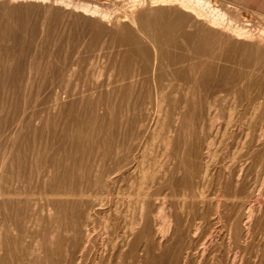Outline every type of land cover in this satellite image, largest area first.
Wrapping results in <instances>:
<instances>
[{
  "label": "bare ground",
  "instance_id": "obj_1",
  "mask_svg": "<svg viewBox=\"0 0 264 264\" xmlns=\"http://www.w3.org/2000/svg\"><path fill=\"white\" fill-rule=\"evenodd\" d=\"M128 2L130 3V8L127 10L129 12L127 13V11L123 10L125 14L122 15V21H128L129 24H121L119 26L118 21H121V18H115L116 21L114 23L117 27L112 32L114 34L111 35L113 42H111L112 44L110 45V53L108 57L106 51L103 53V55L110 60V66L112 68L104 79L99 80L100 76L102 77L104 74L102 73L103 69L101 72V69L98 68L100 66H98L95 70L92 68V72L90 71L91 74H89L91 78L89 79V83H87V81L86 83L85 81H83V83H77L76 81L75 87L70 88L69 81L78 71L77 66L80 65L79 54H81V52L79 49H83L84 46L81 47L79 45L81 48L77 47L76 51L71 54L70 52L66 54V51L64 52L62 48L61 51H63V53L59 52L58 56H54L57 55L55 53L58 52L56 51L58 49L53 51H56L55 53L49 51L53 53L50 55L47 53V50L45 53H47L48 56L51 57V55H53L56 57V60H54V58L53 60L51 59V61H53L52 63L49 61L50 57L47 56L49 58L47 62L49 61V63L52 64L50 65L52 67L51 72L49 74L45 72L47 75L45 74L43 76L47 77H42V80L39 81L34 96H31L32 98H30V93H28L30 99L27 97L28 99L25 100L21 108L20 105L16 103V99L14 101L16 104L14 106V111L20 109L19 122L21 127L31 128L34 131L31 118L35 117L37 120L36 117L40 116V114L35 113L34 109L38 104H40V106L43 104L39 103V100L41 99V95L47 93L45 98H43L45 100V107L42 111L47 113V118L49 119L52 117L50 113L53 110L63 109L65 125H62L63 127L61 126L62 131L61 134L59 133L60 139L58 138L60 142L54 143L52 149L46 150V145L44 148H30L33 149L32 151L35 150L36 152L34 166L37 168L38 179L31 177V169L27 170V153L21 151V153H14L13 157L17 164V172L24 175L26 174V176L29 172V177L28 180L26 177V182L28 186L27 191L30 190L31 192L29 191V194H25L24 201L18 198L21 191L18 192L17 189V191L13 192V190H10L9 185L5 187L0 185V205H2L4 209L10 211V215L8 216L15 221V226L18 225L17 228L20 232L19 235L15 234L6 237L4 235V239L0 237V249L6 247V254H8V256L0 255V264H13V260H9L10 255L11 257L13 255L17 257L19 260L17 262H20L19 264H28L31 261V257L36 254L38 258L40 257V264H188L189 261H191L190 256L192 254L189 256L190 260L188 259V263L184 257L188 256L187 254L190 252L188 250L194 245L197 250H200L202 256H206V264H264V73H261V71L264 72V28L261 29L260 26V30L257 29L258 32L255 33L251 28L247 27L248 25L243 24L245 22L242 23L240 19L237 18L238 16L228 14L227 7L231 6L229 1L225 4L219 3V0H128ZM88 3L78 2L75 7H78L83 14L98 17L100 21L107 22L111 20L109 11H105L106 8H104L105 10H100L97 8V4L93 6L90 4V6ZM98 6L100 5L98 4ZM118 8L117 6V9ZM32 9L34 8L32 7ZM14 10H16V8H10L7 9L5 13L8 14L10 11L12 14L11 11ZM71 12L72 11H70V14H73ZM11 14L0 24V102L3 98L1 96L2 89L5 88L8 83L11 84L12 82L11 85L18 91L20 87H18V84L24 77V68L20 66L22 64L20 61L23 59L21 57L22 54L20 56V52L18 51L19 59H21L20 61L16 59V62L15 58H17V55L14 58L11 54V47L4 44V42L7 41L6 39L10 40V37H12L11 34L14 35V37L16 36L9 23ZM260 16L262 17V15ZM94 19L95 18H93V20ZM242 21L244 20L242 19ZM101 33V30L97 32L96 37ZM116 33L120 34V37L119 35L116 36ZM62 38L64 39L65 37ZM4 39L5 41L2 43ZM14 39L16 40V38ZM58 41H62V39H57L58 47L56 48H59L61 45L58 44L60 43ZM247 41L250 43H247ZM89 42L92 43L91 41ZM105 42L103 41V44L100 46V51L105 49ZM81 44L83 45V43ZM116 44L124 46L122 51L119 50L120 52L116 53L118 57L111 55ZM86 46L90 45L86 44ZM68 47L69 46H67V48ZM110 47L108 48L110 49ZM40 52L43 56L38 54L37 58L39 56H46L45 53L43 54L44 49L43 52L42 49ZM104 61L106 62V60ZM90 62L92 63V60H90ZM96 62L93 64L95 67ZM91 63L88 64L91 65ZM90 65L85 67L87 68L85 75L82 74L84 78L88 77L87 74L89 72V67H91ZM103 68H105L104 64ZM81 69L82 67L80 70ZM37 71L38 68L36 73ZM56 78H59L61 81L65 80V83L62 86H60V83L54 84V79ZM111 86H113V88L109 90ZM20 88H22V86ZM31 88L33 87H30L29 91ZM97 91L99 92V96L94 97L93 94ZM4 92L5 91H3V94ZM75 94L80 95V99L68 101L69 103L65 105L61 103L63 99L65 102V98L67 99L69 96ZM72 99H74V97H72ZM99 103H102L104 106L103 114H98L96 112V106ZM98 107L100 108V105ZM80 108L85 109L88 113L86 118L80 115ZM0 111L2 110L0 109ZM87 113L84 112L86 115ZM62 114L63 112H61V116ZM224 114L227 117V119L224 118L226 127L233 124L232 121L236 117L244 119V121H242L246 126L245 136L246 139L249 140L250 146L248 149H246V146H242L247 150L244 149L246 155L242 154L243 157H241L243 159L245 158V162L243 161L245 165H241L240 162V165H237L238 170H235L237 167L232 169L228 165V173L226 172L227 176L224 177L222 174L221 176L217 175V177H220V180H216L218 181V183L216 182V190H213L215 192H212L214 194H210L212 197L209 198L207 195V191H209L207 190V188L209 189L207 186H209V184L204 188L207 190L205 192L202 188L204 185L201 186V184V188L196 185L199 183L197 181H199L200 178H197L198 180L195 181V186L192 183L196 168L199 167L195 168L198 137L195 135L197 131L194 133V124L196 127V123H199L202 127L205 118L211 116L210 126H212L215 125L216 122L218 123V120ZM124 115L127 116L125 122H123ZM55 118H57V116ZM12 119H14L13 116ZM209 119L208 124L210 123ZM47 123H49V121H47ZM3 125L4 124L0 122V135L2 134L1 128ZM122 125H126L128 129L120 130L122 129ZM216 126L217 124L215 127ZM220 126H222V124ZM238 127H236L237 131ZM22 128L19 131L21 138L23 137L27 140L26 134L22 136ZM163 128H165L166 134H163L164 136L160 140L162 146L164 145L166 148L165 150L168 151L167 148L171 142L175 143V145L172 146L173 149L171 152H167L173 162L174 160L176 161L175 169L173 171L171 170L169 174L167 170L163 173L160 171L162 174H157L160 170L159 168L162 166L163 169L165 165H161L163 161L159 163V159L161 156V158H163L164 153L159 155V158L155 156L157 155L155 153V158H153V160L149 159L150 156L149 158L147 157L146 159L149 160V163L151 161V163L148 165L145 160L143 162L148 166H145L142 160H140L142 164L140 169L139 167L137 168L140 171V176H138L139 180L137 182L135 180L136 184L132 183L130 186L133 189L135 188L136 191V195L132 194L134 195L132 198L135 197L134 200L130 199L128 195L129 205L132 206L131 209L133 210H130L131 215L129 219L127 218V220L123 213L122 215L124 217L120 218L117 211L114 216H112V214L108 215L110 214L109 211L107 212L109 208L106 212L105 210L102 212L99 229H97L93 224L91 212L94 206L96 210V205L102 203L103 197L98 195V192V194L95 193L100 197L94 198L90 204L87 199L89 190L91 187L95 188V186L100 184V187L103 189L105 187L108 188L107 185L110 182L113 184V182L127 179L126 176L131 172L129 169H126L131 161L129 157L132 153L131 149H133L131 140L137 137L136 135H139L138 133H144L145 135V133L149 132L148 130L151 129L150 138L144 142L146 143L145 145L151 146L157 141L156 139L160 136ZM203 129L202 127V130ZM217 130L218 129L215 131ZM209 131L210 130L207 132ZM227 131L230 132L228 129ZM171 132L172 134L175 132L173 136L172 134L170 135ZM12 133L11 131V136ZM225 133L222 134L225 135ZM214 135L213 133L210 137L216 139ZM194 136L195 138L192 140ZM238 137L239 135L236 134V139H238ZM0 138L3 140L10 139L8 134L1 135ZM219 139L221 140L223 138ZM224 141L226 142L225 139ZM242 141L243 140H241V142ZM215 142L213 144L217 145ZM220 142L221 144L219 145L223 148L222 140ZM34 143L36 142L34 141ZM205 143L206 142L203 144ZM212 146L213 145H211V147ZM217 147L215 148L217 149ZM234 147L235 145L233 148ZM162 148L163 147H160V149ZM153 150L151 153H154ZM232 150L234 151V149ZM149 151L148 153H146L147 151H141L142 157L145 153L150 154ZM219 151H217V153ZM237 151L239 154L236 155H240L241 152H239V150H236V152ZM161 152L159 154H161ZM202 152L204 151L202 150ZM167 153H165V155H167ZM217 153L210 155L209 152H207L206 157L208 158L211 156L213 163V159L216 157L213 158L212 155L218 156ZM235 153H229L228 155H230V157L227 155L230 158H228L229 161L234 160L233 158L236 156ZM140 156L141 155H139V158L141 159ZM205 159L203 158V162L207 164L208 161ZM224 159L225 158L222 160L223 163L225 162ZM237 159L235 160L238 161ZM220 160L221 159L218 161ZM14 161L12 158L11 165L8 164L7 167L15 165V163H12ZM4 162L5 160L0 165V173L2 169L6 168L7 161L5 164ZM206 164L205 167L207 168ZM234 164H236V162L232 163V165ZM232 165L230 163V166ZM133 166L135 171L136 165ZM170 166L171 165H169V167ZM13 167L14 166H12V168ZM206 168L204 169L203 167L204 170H206ZM175 171L181 172V178L179 180V187H181V190L178 194L175 193L178 191L177 187H173V182L176 181L173 179V173ZM198 171L195 174H197ZM202 173L204 174V171ZM167 174L169 176L166 177L165 180L164 177ZM216 174H219V171ZM177 175H179V172ZM157 176L159 179L156 182L155 179ZM130 179L131 178L128 179V182ZM195 179L196 178H194V180ZM208 179L207 177L206 180ZM13 180L16 181V179ZM1 182L3 183L4 181ZM132 182H134V180H132ZM214 186H216V184H214ZM123 188H125V184ZM165 188L167 190L170 188L172 189L171 191L173 193H171V195L174 196L169 195L173 199L176 195L178 198L179 196L182 197L181 206L177 200L179 204L178 207L181 208V210L179 208L181 211L180 214H178L177 210H175V213L172 212L174 210H171L173 216L169 215V212V214L165 212L163 205L168 195L167 192H163ZM173 188H175V192ZM133 189L132 191H134ZM213 189L215 188L213 187ZM23 192L24 191H22V193ZM113 192L114 191H112V193ZM159 194H163L161 197L164 199L160 204L158 202V199L161 198H159ZM85 197L86 202L84 201ZM170 197H168V199ZM188 198H194V201L191 199L190 202H188ZM175 199H177V197H175ZM22 201H24V207L20 204ZM84 204L86 206V211L84 215H80L81 208ZM38 205H40L39 212L35 210L36 207L38 209ZM85 206L83 208H85ZM166 207L168 206H166L165 203V209ZM4 209L3 213H6ZM27 209L31 211L28 216H26ZM45 210L47 211V218L41 216ZM255 213H261L259 214L260 217L255 218ZM170 216L173 217L174 221L170 219ZM9 217L8 219H10ZM4 220L2 222H4ZM121 221L123 223H121ZM180 222L183 227L189 222L193 226V230H187V232L183 230L181 233L183 228H180ZM10 223L11 228H13V222ZM49 224L53 225L51 232L48 230ZM171 224L172 228H170ZM35 226V243H31L30 241L32 245H28L25 242L26 238H28L27 236H29L30 239L34 237L27 233V229L29 227L33 229ZM169 228L173 230V233ZM13 229L14 233H18V230L15 228ZM166 233H172V237L168 238L170 240L173 239V242H170L169 239L167 243L166 241L164 243L162 242ZM261 241H263V243H261ZM192 244L193 246H191ZM182 251L184 252V257L180 259ZM192 251L195 253L194 250ZM201 254L197 259L201 257ZM36 259L37 258L34 260ZM37 262L35 263L37 264ZM32 263L34 264V262H31V264Z\"/></svg>",
  "mask_w": 264,
  "mask_h": 264
},
{
  "label": "rangeland",
  "instance_id": "obj_2",
  "mask_svg": "<svg viewBox=\"0 0 264 264\" xmlns=\"http://www.w3.org/2000/svg\"><path fill=\"white\" fill-rule=\"evenodd\" d=\"M22 1V2H21ZM71 1H73V2H71ZM90 1V2H89ZM227 1H229V0H219V3H221V4H225ZM49 2V3H48ZM64 2V3H63ZM88 3L89 5L91 4L92 6L93 5H96L97 4V8H99L100 10H105L104 8H106V10L105 11H109V17H110V19L112 20H110V21H100V19L98 18V17H92L91 15H89V14H83L82 13V11L81 10H79V8L78 7H75V5H76V3ZM93 2V3H92ZM96 2V3H95ZM117 2V3H116ZM127 2V3H126ZM230 2V4H231V6H229V7H227L228 9H227V11H228V14H231V15H234V16H238L237 18L238 19H240V21L243 23V22H245V23H243V24H245V25H248L247 27H249V28H251L252 30H253V32H258V30H260V26H261V29L262 28H264V12H260V11H258V10H255V9H252V8H249V7H246V6H242V5H239V4H236V3H234V2H231V1H229ZM35 3V4H34ZM66 3H68V4H66ZM73 3H74V5H73ZM114 3V4H113ZM50 4V5H49ZM58 4V5H57ZM64 4H65V6H64ZM98 4L100 5V6H98ZM117 4V5H116ZM126 4V5H125ZM130 3L128 2V0H67V1H65V0H61V1H59V0H18V1H16V0H0V24H2L4 21H5V19L6 18H8L7 16L8 15H10L11 13H10V11H9V13L8 14H6L5 12L7 11V9H10V8H16V10H14V11H11L12 12V14H11V18H9V20H10V25L12 26V29H13V31H14V33H15V35L17 36H15L14 37V35H12L11 34V36L12 37H10V40H8V39H6L7 41H5V39L2 41V43L4 42V44L5 45H9L11 48H12V46H13V48L11 49L10 48V50H11V54H12V56L15 58L16 57V55H17V58H15V60L16 59H19V54H18V51L20 52V56H21V54H22V58L23 59H21V61H20V59L18 60V61H20L22 64L20 65V63H19V65L20 66H22V68H24V77L22 78V80H20V82H19V84H18V87L20 86H22V88H20L19 87V90L17 91V90H15L14 88H13V85H11L12 84V82H11V84H9L8 83V85L7 86H5V88H3L2 89V92H1V96L3 97L2 99H1V102H0V109L2 110V111H0V118L2 119H0V122H2L4 125H3V127L1 128V131H2V134L1 135H4V134H8L9 135V137H10V139L9 140H3L2 138H0V165H1V163L5 160V162L7 161V164H6V168H4V169H2V171H1V173H0V182L1 181H4L2 184L0 183V185L1 186H8L9 185V188H10V190H13V192L14 191H17V189H18V192H20L21 191V194L18 196V198H20V199H22V200H24L25 201V194L26 193H30L31 191L30 190H28L27 191V182H26V177H27V180H28V177H29V172H28V174H27V176H26V174L24 175V174H20L19 172H17V164H16V161H14V153H17V152H19V153H21V152H26L27 153V167H28V169L27 170H30V171H32L31 172V177H33L34 179H36L37 178V168L34 166V162H35V157H36V152H35V150L34 151H32L33 149H30V148H33V147H38V148H44V147H46V150H50V149H52V145L55 143L56 144V142L58 143V142H60V134H61V131H62V127L65 125V118H64V111H63V109H61V110H59V109H55V110H53L50 114L52 115V117L51 116H49V117H51V118H47V113H45L44 111H42V110H44V107H45V100L43 99V98H45V96L47 95V93H44L43 95H41V99L39 100V103H43L41 106H40V104H38L37 105V107H35V109H34V111H35V113L36 114H40V116H37L36 118H37V120L35 119V117H32L31 118V121H32V125H33V129H34V131L31 129V128H22L21 127V125H20V122H19V119H20V109L19 110H17V111H14V106L16 105L15 103H14V101H15V99H16V103L18 104V105H20V108H21V106L23 105V103L25 102V100H27L28 98H29V96H28V93H30L29 95H30V98H32L31 96H34V94H35V90L37 89V85H38V83H39V81L40 80H42V77H44L43 75H45L47 72V74H49L50 72H51V70H52V67L50 66V65H52V64H50L49 63V61L50 62H52L53 63V61H51V59L53 60V58H54V60H56L55 58L56 57H54V56H58V53L59 52H61V53H63V51H61V49L63 48V50H64V52L66 53V54H69V52H70V54L71 53H74V51H76V49H77V47L78 48H81L82 46H84V48L82 49H79L80 50V52H81V54H79V56L81 57H79V60H80V62H79V64L80 65H78L77 66V72L73 75V77H71V80L68 82L69 83V87L70 88H73V87H75V84H76V81H77V83L78 82H81V83H83V81H85V83H86V81H87V83H89V79L91 78L90 77V71L92 72V68L95 70L98 66H100V67H98V68H100L101 69V72H102V69H103V74H104V76L102 75V77L100 76V79L99 80H102V79H104L105 77H106V75L109 73V71L112 69L111 68V64H110V60L109 59H107V57H108V55H109V53H110V50H111V47H110V45L112 44L111 42H113V38L111 37V35H113L114 33H112L113 31H114V29L117 27L116 26V24L114 23L115 21H116V19L115 18H117V19H120L121 21H122V19H123V17H122V15L123 14H125V11H127V10H129V8H130V5H129ZM57 5V6H56ZM68 5V6H67ZM90 5V6H91ZM114 5V6H113ZM116 5V6H115ZM123 5H125V6H123ZM67 6V7H66ZM109 6V7H108ZM117 6L119 7L118 9H117ZM121 6V7H120ZM241 6V7H240ZM32 7L35 9V11H34V9H32ZM108 7V8H107ZM115 7V8H114ZM75 8V9H74ZM110 8H114V9H110ZM77 9V10H76ZM109 9V10H108ZM116 9V10H115ZM20 10V11H19ZM27 10H28V12H27ZM67 10V11H66ZM114 10V11H113ZM123 10H125V11H123ZM70 11H72L71 13H73V14H70ZM81 11V12H80ZM112 11V12H111ZM117 11V12H116ZM79 12H80V14H79ZM123 12V13H122ZM129 11H127V13H128ZM236 12V13H235ZM28 13V14H27ZM66 13V14H65ZM111 13V14H110ZM33 14V15H32ZM65 14V15H64ZM82 14V15H81ZM238 14V15H237ZM240 14V15H239ZM259 14V15H258ZM28 15V16H27ZM32 15V16H31ZM49 15V16H48ZM62 15V16H61ZM65 17H64V16ZM69 15H71V16H69ZM80 15V16H79ZM117 15V16H116ZM258 15V16H257ZM260 15H262V17L260 16ZM112 16V17H111ZM121 16V17H120ZM29 17V18H28ZM30 17H32V18H30ZM36 17V18H35ZM70 18V19H69ZM86 18V19H85ZM93 18H95L94 20H93ZM17 19V20H16ZM38 19V20H37ZM69 19V20H68ZM113 19H115V20H113ZM242 19L244 20V21H242ZM80 20V21H79ZM37 21H38V23H37ZM68 21V22H67ZM118 21L119 23H118V25L120 26L121 24H129V22L128 21ZM249 21V22H248ZM30 22V23H29ZM50 22V23H49ZM98 22V23H97ZM111 22V23H110ZM259 22V23H258ZM47 23V24H46ZM49 23V24H48ZM67 23V24H66ZM97 23V24H96ZM247 23V24H246ZM257 23V24H256ZM19 24V25H18ZM34 24V25H33ZM28 25V26H27ZM49 25V26H48ZM78 25V26H77ZM108 25V26H107ZM256 25V26H255ZM263 25V26H262ZM254 26H255V28H254ZM31 27H32V29H31ZM89 27H90V29H89ZM257 27V28H256ZM259 27V28H258ZM88 28V29H87ZM132 28V27H131ZM43 29V30H42ZM133 29V28H132ZM258 29V30H257ZM18 30V31H17ZM100 30L102 31V33L100 34V35H98V37H96V35H97V32H100ZM133 30H135V29H133ZM257 30V31H256ZM33 31V32H32ZM44 31V32H43ZM27 32V33H26ZM32 32V33H31ZM117 34V33H116ZM28 35V36H27ZM119 35V37H120V34H117L116 36H118ZM25 36V37H24ZM31 36V37H30ZM65 37L64 39L62 38V37ZM26 37H27V39H26ZM11 38H13V39H11ZM14 38H16V40L14 39ZM23 38V39H22ZM42 38V39H41ZM18 39H19V41H18ZM34 39V40H33ZM57 39L58 40H61L62 39V41H58V42H60V43H58L59 45H60V47L59 48H56V47H58L57 46ZM13 40V41H12ZM24 40V41H23ZM31 40H33V41H31ZM39 41V42H38ZM44 43H43V42ZM56 41V42H55ZM89 41H91L92 43H90ZM103 41L105 42L104 43V47H105V49H103V50H101L100 51V46L103 44ZM31 42V43H30ZM54 42H55V45H54ZM110 42V43H109ZM17 43V44H16ZM40 43H41V45H40ZM81 43H83V45L81 44ZM85 43V44H84ZM247 43H250L249 41H247ZM44 44V45H43ZM72 44V45H71ZM86 44H88V45H90V46H86ZM17 45V46H16ZM81 47H80V46ZM17 48H16V47ZM67 46H69L68 48H67ZM26 47V48H25ZM108 47H110V49L108 48ZM16 48V49H15ZM68 50H67V49ZM73 48V49H72ZM42 49V52H43V49H44V52H43V54L45 53V51H47V53H49V55L50 54H53V53H55L56 51H58V52H56L55 54H57V55H51V57L50 56H48V54L47 53H45L46 54V60H45V57H40V56H43L42 54H41V52H40V50ZM53 49V50H52ZM56 49H58V50H56ZM99 49V50H98ZM109 49V50H108ZM124 49V46H121V45H118V44H116V46H115V48H114V51H113V53L111 54V55H113V56H117L118 57V55L116 54L117 52H120V51H122ZM39 50V51H38ZM54 50H56L55 52H53ZM83 50V51H82ZM120 50V51H119ZM16 51H17V53H16ZM49 51H51V52H53V53H50ZM100 51V52H99ZM106 51V55H107V57L106 56H104L103 55V53ZM23 52V53H22ZM79 52V53H80ZM99 52V53H98ZM34 53H35V55H34ZM84 53V54H83ZM38 54L40 55L38 58H37V56H38ZM15 55V56H14ZM50 57V60H49V58L48 57ZM91 59H90V58ZM95 57V58H94ZM104 57V58H103ZM26 58V59H25ZM31 58V59H30ZM34 58V59H33ZM84 58H85V60H84ZM99 58V59H98ZM42 59H44V60H42ZM47 59L49 60L48 62H47ZM40 60V61H39ZM90 60H92V63L90 62ZM104 60H106V62L104 61ZM83 61V62H82ZM96 61H98V62H96ZM16 62H17V60H16ZM55 62V61H54ZM94 62H96L95 63V65H96V67L93 65L94 64ZM102 62V63H101ZM104 62V63H103ZM48 63V64H47ZM88 63H91V65L90 64H88ZM56 64V63H55ZM99 64V65H98ZM102 64V65H101ZM103 64L105 65V68H106V70H105V68H103ZM37 65V66H36ZM54 65V64H53ZM82 65V66H81ZM88 65H90L91 67H89V72H88V77H86V78H84V76L83 75H85V71H86V69L87 68H85V67H88ZM80 66V67H79ZM43 67V68H42ZM82 67V69L80 70V68ZM28 68H30V69H28ZM36 68V69H35ZM37 68H38V71H37V73H36V70H37ZM49 68V69H48ZM26 69H27V71H26ZM47 69H48V71H47ZM108 69V70H107ZM46 70V71H45ZM50 70V71H49ZM87 70V71H88ZM113 71H115V70H113ZM46 72V73H45ZM90 73V74H89ZM261 73H264L263 71H261ZM32 74V75H31ZM46 74V75H47ZM83 74V75H82ZM36 75H37V77H36ZM79 75V76H78ZM29 76H30V78H29ZM45 77H47V76H45ZM44 77V78H45ZM29 79V80H28ZM76 79H78V80H76ZM83 79H85V80H83ZM27 80H28V82H27ZM34 81V82H33ZM26 82V83H25ZM22 83V84H21ZM60 83V86H62L64 83H65V80H60L59 78H56V79H54V84H59ZM33 84V85H32ZM25 85V86H24ZM32 85V86H31ZM30 87H33V88H31V90L30 91H32V92H30L29 91V88ZM113 88V86H111L110 88H109V90L110 89H112ZM21 89V90H20ZM33 89V90H32ZM3 91H5L4 92V94H3ZM14 91V92H13ZM15 91H17V92H15ZM23 93V94H22ZM17 94V95H16ZM94 97H97V96H99V92L97 91V92H95L94 94ZM28 97V98H27ZM72 97H74V99H72ZM29 98V99H30ZM78 99H80V95H77V94H75V95H71V96H69L67 99L65 98V102H64V99L62 100V104L63 105H65V104H68L70 101H72V100H78ZM69 101V102H68ZM3 103V104H2ZM12 103V104H11ZM11 104V105H10ZM102 103H99L97 106H96V112L98 113V114H103V111H104V109H103V104L101 105ZM100 105V108L98 107ZM11 106V107H10ZM39 106H40V108H39ZM100 109H98V108ZM59 111V112H58ZM79 111H80V115L82 116V117H87L88 116V113L86 112V110L85 109H83V108H80L79 109ZM82 111V112H81ZM61 112H63V114H62V116H61ZM84 112L85 113H87V115L86 114H84ZM13 113V114H12ZM7 115H8V118H7ZM42 115H43V117H42ZM85 115V116H84ZM12 116L14 117V119H12ZM18 116V117H17ZM57 116V118H55ZM6 117V118H5ZM40 117H42V118H40ZM60 117H61V119H60ZM210 118V119H209ZM224 118H226L227 119V117L225 116V114L224 115H222V117L218 120L219 122L217 123H215V125L217 124V126L215 127V125H212V126H210V124H211V116H209V117H207V118H205V120H204V125L202 126L204 129L202 130V127L200 126V124L199 123H196V127H195V124H194V128H195V131H194V133L197 131V134L195 133V135L198 137V143H197V145H196V155H195V168L196 167H198V168H196V171H195V173L198 171V170H200V171H198V173L197 174H195L194 173V175H195V177L194 178H196L195 180H194V178H193V180H192V183H193V185L195 186V181H197L199 178V181H197V182H199V183H197L196 185H198L199 186V188H201V186H203L202 188L204 189V188H206V186L209 184V186H207V187H209V189L207 188V190H209V191H207L206 189H204L205 190V192L207 191V195H208V197L210 198V197H212L211 195H213L214 193H212V192H215V191H213V190H216V187H217V183H218V181L220 180V177H217V175H220L221 176V174H222V176H227L226 175V172L228 173V165H229V167H231L232 169H235V167H237L235 170H238V166L240 165V162H241V165H243L244 163H243V161L245 162V158L243 159V158H241V157H243V155H246V149H248V147L250 146L249 144V140H247L246 139V136H245V133H246V126L244 125V123H243V121H244V119H242V118H238V117H236V118H234L233 119V124H230L231 125V127H230V125L228 126V127H226V125H225V122H224ZM7 119V120H6ZM36 121H35V120ZM48 119V120H47ZM60 119V120H59ZM126 119H127V116H123V122H125L126 121ZM160 119H162V118H160ZM208 119H209V121H210V123L208 124ZM225 119V120H226ZM236 119V120H235ZM237 119H238V121H239V119H240V121L238 122L237 121ZM5 120H6V122H5ZM34 120V121H33ZM58 120V121H57ZM243 120V121H242ZM47 121H49V123H47ZM63 121H64V123H63ZM222 121V122H221ZM236 122V124H235V122ZM242 121V122H241ZM12 122H13V124H12ZM36 122V123H35ZM46 122V123H45ZM54 123H55V125H54ZM60 123V124H59ZM238 123V124H237ZM240 123H243V124H240ZM222 124V126H220ZM223 124H224V126H223ZM63 125V126H62ZM62 126V127H61ZM126 125H122L121 127H122V129H120V130H126V129H128L127 128V126L125 127ZM208 126H209V128H208ZM219 126V127H218ZM242 129H240L239 127ZM11 127V128H10ZM35 127H37V128H35ZM48 127H49V129H48ZM212 127V128H211ZM222 127H223V129H222ZM236 127H238V131L236 130L237 128ZM20 128V129H19ZM21 128H22V131L21 132H23V135L22 136H24L25 134L27 135V140H25L23 137V139L21 138V134H20V130H21ZM225 128V129H224ZM19 129V130H18ZM57 131H56V130ZM165 128H163V130L161 131V133H160V136L156 139L157 141H158V139H159V141L157 142L156 140V142L155 143H153V145H145L146 143H144V142H146V140H148V138H150V136H151V133H150V131H151V129L150 130H148L149 132H146L145 133V135H144V133H138L139 135H136L137 137H134L132 140H131V143L133 144V149H131V151H132V153H131V155L129 156L130 157V159H131V161L129 162V166L127 165V167H126V169H129L131 172L129 173V175H130V177H129V175L128 176H126V178L127 179H125L124 181H117V182H113V184L110 182V183H108V188H102V187H100V185H97V186H95V188L93 187H91V189L89 190V193H88V200H89V202H90V204L92 203V201H93V199L94 198H96V197H100V196H98V195H101V197H103L102 198V203H100L99 205H96V210L94 209L95 208V206L93 207V209H92V212H91V214H92V221H93V224H94V226L95 227H97V229H99V225H100V216H101V214H102V212H104V210H105V212H106V210L107 209H109V210H107V212L109 211V213L110 214H108V215H111L112 214V216H114V214H115V212L117 211V214H118V216H120V218H122V217H124L123 215H125L126 216V219L128 218L129 219V217H130V215H131V212H130V210L131 211H133L132 209H131V205H129V196H130V199H132V200H134V198H132L134 195H136V191H135V188L133 189L132 187H130L131 186V184L132 183H134V184H136V182L139 180V177L138 176H140V171H139V169H140V166H141V164L142 163H144L143 161L145 160V162L146 163H148V165L151 163V161H150V163H149V160L148 159H146L147 157L149 158V156H150V160H153V158H155L154 157V155H155V153L157 154V155H155L157 158H159L160 156L159 155H162V153H164L163 155V158H161L160 157V159H159V163L161 162V161H163V162H161V165H164V167H163V169H162V166L159 168L160 170L157 172V174L159 173V174H162L163 172H166V170H167V173L169 174V172L172 170H174L175 169V164H176V161L174 160V162H173V160H172V158L170 157V156H168V153L169 152H171V150L173 149L172 148V146L173 145H175V143H173V142H171L170 143V145L168 146V151L167 150H165L166 148L164 147V145L162 146V142H161V138L166 134V132H165V130H164ZM198 129V130H197ZM199 129H201V130H199ZM216 129H218L217 131H215ZM227 129L230 131V132H228L227 131ZM239 129H240V131H239ZM17 130H18V132H17ZM118 130H119V128H118ZM208 130H212L211 132L209 131V132H207ZM220 130H222V131H220ZM225 130H226V133H228V134H226L225 133ZM236 130V131H235ZM13 132L12 133V136L10 135V132ZM214 131V132H213ZM243 133H242V132ZM17 132V133H16ZM55 132V133H54ZM202 132V133H201ZM236 132V133H235ZM238 132V133H237ZM48 133V134H47ZM60 133V134H59ZM174 133L175 132H173V134H172V132L170 133V135L172 134V136L174 135ZM187 133V132H186ZM201 133V134H200ZM213 133L215 134L214 135V137L216 138V139H214L213 137H210V135H213ZM217 133V134H216ZM225 133V135H226V137H225V135H223V134ZM233 133H234V135H233ZM240 133H241V135H240ZM20 134V135H19ZM35 134V135H34ZM164 134V135H163ZM185 134V133H184ZM222 134V135H221ZM236 134L237 135H239V137H238V139H236ZM244 135V139H245V141H244V139H243V135ZM1 135H0V137H1ZM140 135H141V137H140ZM200 135H201V137H200ZM35 137V138H34ZM140 137V138H139ZM231 137V138H230ZM233 137H235V138H233ZM59 138V139H58ZM194 138H195V136L194 137H192V140H194ZM212 138V139H211ZM219 138H223V139H221L222 140V147L223 148H221V145H219V144H221V140L219 139ZM227 138V139H226ZM230 138V139H229ZM33 139H34V141L36 142V143H34V141H33ZM59 140V141H57V140ZM137 139V140H136ZM143 139V140H142ZM213 139H214V141H213ZM217 139H219V140H217ZM224 139L226 140V142L224 141ZM240 139V140H239ZM212 141V144H211V141ZM215 140H216V142H215ZM235 140V141H234ZM238 140H239V142H238ZM241 140H243L242 142H241ZM28 141V142H27ZM203 141V142H202ZM218 141H219V143H218ZM248 143H247V142ZM135 142V143H134ZM142 142H143V146H142ZM204 142H206L205 144H207V145H205V144H203ZM209 142H210V144H209ZM216 143L217 145H218V147H217V145H215V144H213V143ZM233 142V143H232ZM247 144H246V143ZM201 143H202V145H201ZM226 145H225V144ZM230 143V144H229ZM238 145H237V144ZM240 143H242V144H240ZM223 144H224V146H223ZM230 146H229V145ZM244 144H246V145H244ZM46 145V146H45ZM136 145V146H135ZM159 145V146H158ZM201 145V146H200ZM211 145H213L212 147H211ZM235 145V147L233 148V146ZM239 145H240V147H239ZM145 146V147H144ZM198 146V147H197ZM207 146V147H206ZM227 146H228V148H227ZM242 146H246V149H245V147H242ZM13 147V148H12ZM146 147H147V149H146ZM149 147H150V151H149ZM160 147H163L162 149H160ZM215 147H217V149L215 148ZM239 147V148H238ZM242 147V148H241ZM18 148H19V151H18ZM29 148V149H28ZM37 148V149H38ZM142 148H144V149H142ZM157 148H159V149H157ZM221 148V149H220ZM227 150H226V149ZM234 149V151L236 152V150H239V152H241L240 153V155H236V154H239L238 153V151L235 153L232 149ZM236 148V149H235ZM242 150H241V149ZM36 149V150H37ZM153 149H156V150H153ZM170 149V150H169ZM204 149H206V150H204ZM214 149H215V152H214ZM219 149H220V151H219ZM232 150V152H231V150ZM246 151H245V150ZM11 150H12V152H11ZM15 150V151H14ZM139 152H138V151ZM152 150H153V152L154 153H151L152 152ZM200 150V151H199ZM202 150L204 151V152H202ZM212 150H213V152H212ZM219 151L218 153H217V151ZM224 150V151H223ZM241 150V151H240ZM21 151V152H20ZM134 151V152H133ZM141 151H144V152H146V153H148V151L150 152V154H144V156L142 157V152ZM162 151V152H161ZM164 151V152H163ZM166 151V152H165ZM206 151V152H205ZM230 154H232V153H235V157L233 158L234 160L235 159H237V158H241V159H237L238 161H234V160H230L229 161V157H230V155H228L229 153ZM245 151V152H244ZM141 152V153H140ZM161 152V154H159ZM168 152V153H167ZM198 152H200V153H198ZM207 152H209V154L211 155V154H218V156L216 155V156H213L212 155V157L213 158H215V159H213V163H212V160H211V156L210 157H206V155H207ZM165 153H167V155H165ZM221 153H222V155H221ZM9 154V155H8ZM42 154V153H41ZM133 154H134V156H133ZM199 154V155H198ZM203 154V155H202ZM243 154V155H242ZM9 157H8V156ZM139 155H141L140 157H141V159L139 158ZM146 155V156H145ZM148 155V156H147ZM152 155V156H151ZM223 155H226V156H223ZM229 157H228V156ZM32 156V157H31ZM159 156V157H158ZM201 156V157H200ZM8 157V158H7ZM134 157V158H133ZM205 157H206V159H205ZM221 157V158H220ZM227 157V158H226ZM237 157V158H236ZM245 157V156H244ZM3 158V159H2ZM12 158H13V161L14 162H12V163H15V165H12V166H14L13 168H12V166H10V167H7V165L9 164V165H11V161H12ZM32 158V159H31ZM144 158V159H143ZM171 158V159H170ZM198 158H199V160H198ZM203 158L206 160V161H208V163L206 164V162L204 163L203 162ZM210 158V159H209ZM223 158H225L224 159V161L226 162H222V160H223ZM229 158V159H228ZM139 159V160H138ZM165 159V160H164ZM168 159V160H167ZM200 159H201V161H200ZM219 159H221L220 161H218ZM139 162H138V161ZM140 160H142V163H140ZM147 160H148V162H147ZM167 160V161H166ZM170 160H171V162H170ZM204 160V161H205ZM30 161H31V163H30ZM169 161V162H168ZM215 161H217V162H215ZM236 162V164H234V165H232V163H234V162ZM5 162H4V164H5ZM165 162V163H164ZM210 162V163H209ZM222 164H221V163ZM146 163H144V165L145 166H148V165H146ZM170 163V164H169ZM200 163V164H199ZM228 163V164H227ZM230 163H231V165L232 166H230ZM239 163V164H238ZM32 164V165H31ZM171 165L170 167H169V165ZM196 164H197V166H196ZM205 164H206V166H207V168L209 169H207L206 167H205ZM214 164V165H213ZM218 164V165H217ZM225 166H224V165ZM31 165V166H30ZM133 165H136L135 166V171H134V166ZM168 165V166H167ZM238 165V166H237ZM245 165V164H244ZM173 166V167H172ZM218 166V167H217ZM1 167V166H0ZM4 167H5V165H4ZM132 167H133V170H132ZM139 167V169H137ZM201 167V168H200ZM203 167H204V169L206 168V170H204L203 169ZM210 167V168H209ZM214 167V168H213ZM223 167V168H222ZM226 167V168H225ZM242 167V166H241ZM241 167H239V168H241ZM167 168V169H166ZM213 168V169H212ZM216 168V169H215ZM6 169V170H5ZM164 169H165V171H164ZM169 169V170H168ZM213 170V172H212V170ZM215 169V170H214ZM139 172H138V171ZM163 170V171H162ZM219 171V174H216L218 171ZM225 170V171H224ZM35 171V172H34ZM132 171H133V173H132ZM162 173H161V172ZM204 171V174L202 173V172ZM206 171V172H205ZM216 171V172H215ZM3 172V173H2ZM176 172V171H175ZM175 172L173 173V179L174 180H176L175 182H173L174 183V186L173 187H177V189H178V191H176L175 190V188H173L174 189V192L175 193H177L178 194V192H180V190H181V187H179V180H180V178H181V172L180 171H178L179 172V175H177L178 174V172H176V174H175ZM211 172V173H210ZM223 172V173H222ZM207 173V174H206ZM213 173H214V175H213ZM10 174H12V175H10ZM158 174V175H159ZM165 175V177H164V179L166 178V177H168L169 175ZM175 174V175H174ZM207 176H206V175ZM210 174H211V177H210ZM7 175V176H6ZM18 175V176H17ZM133 175V176H132ZM202 175V176H201ZM4 176V177H3ZM11 176H12V178H11ZM133 178H132V177ZM197 176V177H196ZM201 176V177H200ZM177 177V178H176ZM202 177H204V178H202ZM206 177V178H205ZM207 177L209 178L208 180H206L207 179ZM217 177V178H216ZM24 178V179H23ZM129 178H131L132 180H134V182H132V180L130 181L129 180V182H128V179ZM134 178H136V179H134ZM198 178V179H197ZM5 179V180H4ZM13 179H16V181L15 180H13ZM38 179V178H37ZM159 179V177L157 176V178L155 179L156 180V182H157V180ZM164 179H162V180H164ZM9 180V181H8ZM18 180V181H17ZM135 180H136V182H135ZM166 180V179H165ZM173 180V181H174ZM202 180H203V182H202ZM211 180V181H210ZM214 180H215V182H214ZM216 180H218V181H216ZM128 182V183H126V182ZM209 181V182H208ZM6 182H9V183H6ZM11 182H12V184H14V185H12L11 184ZM18 182V183H17ZM207 182V183H206ZM217 182V183H216ZM130 183V184H129ZM176 183V184H175ZM205 183H206V185H205ZM20 184V185H19ZM124 184H125V188H123V186H124ZM129 186H128V185ZM177 184H178V186H177ZM202 184V185H201ZM214 184H216V186H214ZM176 185V186H175ZM201 185V186H200ZM15 186H17V187H15V189H14V187ZM24 189H23V188ZM110 187V188H109ZM112 187V188H111ZM213 187L215 188V189H213ZM12 188V189H11ZM20 188V189H19ZM108 189V190H107ZM110 189V190H109ZM132 189L134 190V191H132ZM166 189V188H165ZM165 189H163V192H167L168 193V195H167V197L165 198V202H164V210H165V212H167V214H169V215H172L173 216V214H172V212L173 213H175V210H177V212H178V214H180L181 213V208L180 207H178L179 206V204H180V206H181V201H182V197L181 196H179V198H178V196L176 195L175 197H177V199H175V197H174V199L172 198V197H170V195H171V193H173L171 190V188L170 189H166V191H165ZM100 190V191H99ZM104 190V191H103ZM117 190V191H116ZM124 190V191H123ZM22 191H24L23 193H22ZM30 191V192H29ZM112 191H114L113 193H112ZM91 192V193H90ZM99 194H98V193ZM103 192V193H102ZM106 192V193H105ZM111 192V193H110ZM98 194V195H96V194ZM101 193V194H100ZM104 193H105V195H104ZM119 193V194H118ZM126 193V194H125ZM22 194H24V195H22ZM108 194V195H107ZM110 194V195H109ZM118 194V195H117ZM124 194V195H123ZM132 194H134V195H132ZM170 194V195H169ZM211 194V195H210ZM113 195V196H112ZM116 195V196H115ZM120 195V196H119ZM129 195V196H128ZM14 196V195H13ZM24 196V197H23ZM108 196H109V199H108ZM118 196V197H117ZM161 196H163V194L162 195H160L159 194V198L161 197ZM171 196H174V195H171ZM87 197V196H86ZM86 197H85V199H84V201L86 202ZM112 197H113V199H112ZM125 199H124V198ZM168 197H170L169 199H168ZM111 198V199H110ZM119 198V199H118ZM162 198V197H161ZM158 199V202H159V204L162 202V200H164L163 198L162 199ZM121 199V200H120ZM192 198H188L187 200H188V202H190V200H191ZM112 202H111V201ZM118 200V201H117ZM123 200V201H122ZM172 200H174V201H172ZM179 201V204H178V201ZM24 201H22V203H20L23 207L25 206V204L23 203ZM104 201V202H103ZM106 201H107V203H106ZM117 201V202H116ZM170 203H169V202ZM192 201H194V198L192 199ZM115 202V203H114ZM174 202H175V204H174ZM103 203H105V204H103ZM165 203H166V206H168V207H166V209H165ZM107 204V205H106ZM121 204V205H120ZM105 205V206H104ZM115 205V206H114ZM119 205V206H118ZM125 205V206H124ZM175 205H177V206H175ZM85 206V204L82 206V208H81V212H80V215H84V212L86 211V206H85V208H83ZM98 206V207H97ZM127 206V207H126ZM172 206V207H171ZM40 205H38V209H37V207H36V211L37 212H39V210H40ZM102 207V208H101ZM106 208V209H104V208ZM113 207V208H112ZM171 207V208H170ZM178 209H177V208ZM121 208V209H120ZM123 208V209H122ZM125 208V209H124ZM170 208V209H169ZM179 208H180V210H179ZM3 209H4V207L2 206V205H0V224H2V225H0V233H1V235H0V237H1V239H4L6 236H12V235H19L20 234V232H19V230H18V228H17V226H15V221L13 220V219H11V217H9L8 215H10L9 214V210H7V209H4V212H6V213H3ZM83 209H84V211H83ZM169 209V210H168ZM95 210V211H94ZM122 210V211H121ZM124 210V211H123ZM171 210H174V211H172L171 212ZM8 211V212H7ZM127 211V212H126ZM29 212H31L29 209H27L26 210V216H28V215H30V213ZM126 212V213H125ZM169 212V213H168ZM256 212H257V210H256ZM96 213V214H95ZM122 213H123V215H122ZM127 213H129V214H127ZM258 213V212H257ZM257 213H255L256 214V217L255 218H259L260 217V215L259 214H261V213H259V214H257ZM5 214V215H4ZM2 215V216H1ZM99 215V216H98ZM41 216H44L45 218H47L48 217V215H47V211L45 210V212H43V214L41 215ZM172 216H170V219H173V217ZM8 217L10 218V219H8ZM5 219V220H4ZM127 219V220H128ZM4 220V222H2ZM12 220V221H11ZM173 221H174V219H173ZM10 222H13L12 224H14V227H13V225H12V227L13 228H15L16 230H18V233H14V229L13 228H11V223ZM10 223V224H9ZM121 223H123L122 221H121ZM51 224H49V226H50ZM180 228L182 227L183 229L181 230V233H182V231L184 230V232L186 231L187 232V230L189 231H191V229L193 230V226L188 222V226L186 225L185 227H183V225L181 224V222H180ZM2 226V227H1ZM5 226V227H4ZM48 226V230L51 232L52 231V227H53V225H51L50 227ZM171 227L170 228H172V224L170 225ZM190 226H191V228H190ZM173 227H174V225H173ZM2 228V229H1ZM169 228V229H170ZM34 229V230H33ZM31 228V227H29L28 229H27V233L30 235V236H32V237H34V238H31L30 239V237L29 236H27L28 238H26V240L28 241H26L25 240V242H26V244H28V245H32L31 243H35V238H36V226H35V228ZM174 229V228H173ZM186 229V230H185ZM1 230H3V231H1ZM15 230V231H16ZM30 230H32V231H30ZM171 230V232L173 233V230L172 229H170ZM17 232V231H16ZM33 232H34V234H33ZM49 232V233H50ZM170 232V231H169ZM168 232V233H169ZM168 233H166V235H165V237L162 239L163 241V243L166 241V243L168 242V239L169 238H171L172 236V233H170V234H168ZM33 234V235H32ZM168 234V235H167ZM4 235H5V237H4ZM170 235V236H169ZM25 237V236H24ZM167 237V238H166ZM169 237V238H168ZM165 239V240H164ZM170 240V239H169ZM30 241H31V243H30ZM34 241V242H33ZM170 242H173V239H171L170 240ZM261 243H263V241H261ZM193 244H195V243H193ZM193 244L191 245V246H193ZM195 247V245L191 248V249H189L188 251H190V252H188V256H186V257H184V252L182 251L181 252V254H180V259H182V257H184L185 258V260H187V263H188V261L190 260V257H191V261H192V263H191V261H189V263L188 264H200L201 262L202 263H204V264H206L207 262L205 261L206 260V256H202V254H201V252H200V250L198 249L197 250V248L195 249L194 248ZM12 248H13V244H12ZM192 250H194L195 251V253L192 251ZM196 250H197V252H196ZM2 251V252H1ZM0 255H7L8 256V254H6L7 253V251H6V247H3V249H0ZM198 253V254H197ZM193 256H192V255ZM200 254H201V257H204V258H199V259H197L199 256H200ZM207 254V253H206ZM191 255V256H190ZM195 255V256H194ZM197 255V256H196ZM33 256H35V257H33ZM32 257H31V261L28 263V264H31V262H34V264H36L35 262H37V264H40V262H39V259H40V257L38 258V255L36 254V255H33ZM190 256V257H189ZM193 257H195V258H193ZM13 258V259H12ZM35 258H37L36 260H34ZM189 259V260H188ZM9 260H13L12 262H13V264H19L20 262H17V261H19L18 259H17V257H15L14 255L11 257V255L9 256ZM32 260H34V261H32ZM199 260V261H198ZM204 260V261H203ZM41 261V260H40ZM197 261H198V263H197ZM42 263V262H41ZM201 263V264H202ZM33 264V263H32ZM165 264V263H164Z\"/></svg>",
  "mask_w": 264,
  "mask_h": 264
},
{
  "label": "crops",
  "instance_id": "obj_3",
  "mask_svg": "<svg viewBox=\"0 0 264 264\" xmlns=\"http://www.w3.org/2000/svg\"><path fill=\"white\" fill-rule=\"evenodd\" d=\"M236 4L264 12V0H229Z\"/></svg>",
  "mask_w": 264,
  "mask_h": 264
}]
</instances>
